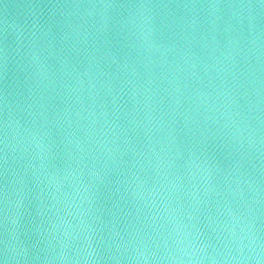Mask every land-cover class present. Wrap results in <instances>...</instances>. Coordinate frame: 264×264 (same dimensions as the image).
<instances>
[{
  "label": "water",
  "instance_id": "obj_1",
  "mask_svg": "<svg viewBox=\"0 0 264 264\" xmlns=\"http://www.w3.org/2000/svg\"><path fill=\"white\" fill-rule=\"evenodd\" d=\"M0 264H264V0H0Z\"/></svg>",
  "mask_w": 264,
  "mask_h": 264
}]
</instances>
